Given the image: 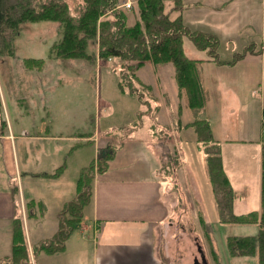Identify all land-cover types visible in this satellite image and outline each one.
<instances>
[{
    "label": "crops",
    "instance_id": "0c3cea01",
    "mask_svg": "<svg viewBox=\"0 0 264 264\" xmlns=\"http://www.w3.org/2000/svg\"><path fill=\"white\" fill-rule=\"evenodd\" d=\"M178 2L180 7L171 10V18L180 17L190 29L214 35L220 40H231L241 33L243 25L252 24L250 20L243 24L239 20L235 21L243 8H246L247 17L257 22L255 40L246 43L242 52L233 49L234 54L230 58H219L221 62L213 60L192 43L198 51L204 53L203 56L194 58L198 60L197 71L205 96L204 105L199 111H193L188 106L184 91L178 87L175 68L171 62L144 61L135 71L138 81H133L139 93L132 92L127 87L123 91L119 90L122 94L130 93L131 97L146 104L147 108L137 109L140 110V122L111 148L110 156L104 160V171H92L90 196L82 209V218L74 224L61 251L47 253L41 249L42 242L57 233L62 210L77 196L80 176L73 180L66 173L68 157L80 146L66 142L69 138L64 134L66 130L63 128L59 135H42L38 129L31 133L24 127L15 129L6 116L7 107L4 116L0 112L1 119L6 123L0 134V264H73L70 259L74 256H86L91 264H163L158 245L167 220L174 212L171 198L184 195L185 185L190 188L189 182L192 183L193 194L200 197V193L196 192L200 185L194 183L195 165L200 164L199 156L204 158V153L193 127H185V124L191 123L195 118L208 122L213 141L220 147L223 170L234 195L239 190L245 191L244 182L253 181L258 188L261 208V163L264 153V0ZM238 3L240 5L234 7ZM135 8L137 11L136 6ZM119 9L126 11L123 7ZM216 22L224 32L213 28V23ZM30 59H39L43 63L41 58ZM96 59H101L98 51ZM121 72L122 70L120 74ZM120 80L121 76L117 86ZM144 93L148 98L140 97ZM161 97H165L166 103L161 102ZM187 109L191 116L185 121L183 114ZM167 111L173 112L169 123L164 120ZM168 124L174 130L173 140L177 141L173 156L167 154L166 159L159 144V138L163 139L159 132ZM52 129L54 126L50 123L45 132ZM189 130L192 140L184 137ZM87 138L95 139L96 132ZM37 140L52 141L49 147H57L59 141L61 152L57 154L55 149L48 147L38 149L36 145L33 148L32 143ZM111 141L113 138L103 137L102 142L98 140L96 148H106L112 145ZM188 143L193 144L194 151L188 148ZM88 160L77 163L78 175H81ZM92 162L95 168L96 164ZM195 202L200 204L196 207L197 221L207 236L210 228H206L202 220L211 226L213 221L219 220L216 203V219H212L205 212L202 202L197 198ZM234 205L235 202L232 210L237 214L234 212ZM260 208L252 210L260 211ZM16 218L21 222L27 252L26 261L20 263L13 262L10 258L13 222ZM69 255L72 257L69 258Z\"/></svg>",
    "mask_w": 264,
    "mask_h": 264
},
{
    "label": "rangeland",
    "instance_id": "374dc122",
    "mask_svg": "<svg viewBox=\"0 0 264 264\" xmlns=\"http://www.w3.org/2000/svg\"><path fill=\"white\" fill-rule=\"evenodd\" d=\"M65 1L72 15L80 14L83 0ZM124 1L118 0L121 3ZM131 1L133 6L130 9L124 8L126 10H124L125 23L128 27L140 22L137 0ZM239 5L240 3L234 4V7ZM179 7L178 0L164 1V13L168 15L173 8L178 9ZM243 11L235 21L239 20L243 24L250 20L252 24L243 25L241 33L231 40H220L216 37L218 47L215 56L218 58H230L234 54L233 49L242 52L246 43L257 35V22L255 23L247 17L246 8H243ZM57 23L52 20H39L19 24L17 34L13 39V54L0 56V112L4 116L7 107L6 116L9 117L15 129L24 127L31 133L38 129L42 135L45 133L59 135L61 128L66 130L64 134L69 138V141L66 142L80 146L67 159L66 174L74 180L80 176L77 163L89 159L88 164L84 167L86 168L91 165L92 160V163L96 164L98 160L103 159L121 138H124L135 125H138L140 110L137 109H145L147 105L141 103L137 98L131 97L132 95L128 92L122 94L117 86L120 71L124 70L125 64L131 62L121 59H117V61L112 58L97 60L96 52L99 49L97 40L89 39L87 41L85 51L88 57L86 58L62 57L56 54V50H52L51 45L62 40V29ZM213 28L224 32L217 22L213 23ZM190 30L193 31L187 27L186 32ZM184 39L183 50L187 57L194 59L204 55L203 52L198 51L199 48L197 49L192 44L193 41L189 36H185ZM29 57L41 58L43 63L39 66H28L24 58ZM123 84L129 89L127 80H124ZM147 96L145 93L140 95L143 99L148 98ZM161 102L166 103L165 97H161ZM190 114L191 112L187 109V112L183 114L185 121L191 116ZM172 115V111H167L164 120L169 123ZM0 120H2L1 117ZM50 123L54 129L45 132L46 126ZM157 123L159 124V122ZM94 132H96V138L88 140L87 136ZM173 132L170 124L164 126L159 132V135L163 137V139L159 138V144L165 158L167 154L173 156L172 152L176 148L175 141L177 139L173 140ZM190 132V130L186 131L184 137L192 140ZM106 136L110 139L113 138L112 145L103 149L99 147V150L96 148L98 140L102 142L103 137ZM57 142V147L55 145L49 147L52 143L49 140H37L32 145L33 148L36 145V148L39 147L38 149L53 148L58 154L61 152V147L59 141ZM188 146L194 151L192 143H188ZM79 156L81 157L79 158ZM65 157L63 161L66 160ZM199 158L200 164L196 163L195 165L194 183L200 185L196 190L197 193H200V197L193 194L194 189L192 183L189 182L190 188L185 185L184 195L171 198L174 212L162 231L161 242L158 245L160 259L163 264H194L195 257L199 261L202 260L199 252L201 249L207 264H257L256 255L231 256L228 253L225 237L227 235H256L259 231L258 223H222L216 219L215 201L207 172H205L204 158L202 156ZM94 169L96 170L97 166ZM187 179L189 180L188 175ZM244 184H246L245 191L236 190L237 193L233 199L235 202L234 212L237 214L260 208L258 188H256L255 182H244ZM237 187L241 189V186L237 185ZM195 197L202 202L201 205L205 208L209 218L216 219L213 221L214 224L210 225V230L207 231L211 233L208 236L202 231L197 221L196 207L200 204H196ZM211 249L214 252H211ZM71 257L72 255H69V258ZM71 261L73 264H91L86 256L77 258L74 256L70 259ZM200 263L202 264V262Z\"/></svg>",
    "mask_w": 264,
    "mask_h": 264
},
{
    "label": "trees",
    "instance_id": "16d2710c",
    "mask_svg": "<svg viewBox=\"0 0 264 264\" xmlns=\"http://www.w3.org/2000/svg\"><path fill=\"white\" fill-rule=\"evenodd\" d=\"M166 0H137L140 22L134 26L126 25L125 13L117 7L118 0H83L80 14L70 13L65 0H0V56L12 55L13 39L19 24L39 20H52L60 24L62 40L52 45L51 49L62 57H88L85 51L89 39L97 40L98 56L107 60L117 58L131 63L124 65L118 83L124 90L123 81L134 92L139 91L133 81H138L135 71L146 60L153 63L171 62L175 68V78L180 90H183L188 106L199 111L204 105L205 96L202 91L197 71V59L184 54L183 38L189 36L193 44L205 51L213 60L221 62L216 54L218 40L214 35L198 31H187V26L180 17L170 18L164 13ZM83 33V34H82ZM80 34H82L80 36ZM28 66H39L42 60L24 59ZM227 62V61H225ZM145 87V86H144ZM147 87V86H146ZM6 123L0 120V134ZM192 126L202 145L209 182L215 199L219 221L222 223H253L259 225L256 235H228L225 237L228 253L231 256H252L258 258L257 264H264V153L261 171V208L244 214H234L232 210L234 191L226 176L220 147L213 141L207 121L195 118L185 127ZM109 152L96 163L97 172L106 168ZM105 160V161H104ZM94 164L82 170L78 180L77 196L68 202L59 216V229L48 240L42 242L47 253L63 250L64 241L75 223L82 218V209L90 196V179ZM206 228L210 225L202 220ZM208 236V233H207ZM213 252V251H212ZM24 235L21 222L16 218L13 222V245L11 260L16 263L26 261Z\"/></svg>",
    "mask_w": 264,
    "mask_h": 264
},
{
    "label": "built area",
    "instance_id": "2783aa9c",
    "mask_svg": "<svg viewBox=\"0 0 264 264\" xmlns=\"http://www.w3.org/2000/svg\"><path fill=\"white\" fill-rule=\"evenodd\" d=\"M132 6H133V2L131 0H126L121 4H119V3L117 4L118 8L123 7L125 9H130ZM263 123H264V118H263Z\"/></svg>",
    "mask_w": 264,
    "mask_h": 264
},
{
    "label": "water",
    "instance_id": "95a60500",
    "mask_svg": "<svg viewBox=\"0 0 264 264\" xmlns=\"http://www.w3.org/2000/svg\"><path fill=\"white\" fill-rule=\"evenodd\" d=\"M199 252H200V254H201V259H202V260L199 261L198 258L195 257V259H194V264H200V262H202V264H207V261H206V259H205L204 254L202 253L201 249H199Z\"/></svg>",
    "mask_w": 264,
    "mask_h": 264
},
{
    "label": "flooded vegetation",
    "instance_id": "af4514ba",
    "mask_svg": "<svg viewBox=\"0 0 264 264\" xmlns=\"http://www.w3.org/2000/svg\"><path fill=\"white\" fill-rule=\"evenodd\" d=\"M195 259V258H194ZM201 264V263H200Z\"/></svg>",
    "mask_w": 264,
    "mask_h": 264
}]
</instances>
